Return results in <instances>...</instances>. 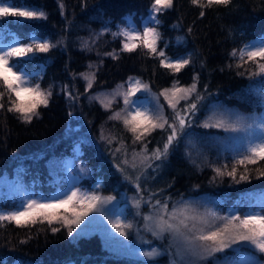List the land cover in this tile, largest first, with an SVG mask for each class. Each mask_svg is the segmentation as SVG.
<instances>
[{
	"label": "trees",
	"instance_id": "trees-1",
	"mask_svg": "<svg viewBox=\"0 0 264 264\" xmlns=\"http://www.w3.org/2000/svg\"><path fill=\"white\" fill-rule=\"evenodd\" d=\"M9 2L34 6L47 14V19L42 20L9 21L7 27L14 36L26 40L29 34H38L50 39L57 47L40 53L25 66L31 71L41 65V87L48 89L49 85L54 86L48 106L38 109V117L31 122H23L18 115L6 110L5 96V109L0 110V178H12L23 172L42 183L48 164L78 147L81 158L93 169L92 178L102 182V193L118 195L125 184L115 167L117 163L109 156L110 144L108 150L99 137L101 132L112 128L114 135L125 146L128 147L130 141L124 130L111 125V111L91 100L90 96L111 90L125 83L129 77L144 80L153 92L160 93L174 81L188 86L193 82V76H198V94L204 96V100L196 115L190 119H196L214 103L233 106L242 112L251 110V104L243 98L249 88V73L255 70V66L247 63L237 67L241 64L239 52L236 58L231 53L233 49L239 50L249 42L264 38V0H230L228 5L211 7L194 5L191 0H173L174 6L159 14L164 30L162 35L170 41L182 35L184 45L168 46L167 50L172 56L185 52L192 54L190 64L178 73L161 67L159 58L143 49L122 51L118 38L101 48L105 54L116 52L115 59L105 55L96 60V52L85 51L81 45L87 33L99 30L108 20L116 24L122 22L126 15L135 18L146 16L153 0ZM202 11L205 15L201 17ZM94 60L98 61L94 64L95 80L92 87L85 91L81 74ZM261 87L264 89V84L261 83ZM67 92L78 99H69ZM184 105L185 101L181 108ZM196 129L202 134L207 132L193 123L185 131ZM167 135V131H155L149 137L148 151L157 147L162 149ZM184 152L180 137L168 158L158 161L163 163L162 168L155 167L156 161L153 162L154 170L148 172L146 184L150 192L160 199L206 196L221 207H234L242 194L264 190V175L260 174L264 172V162L236 166L238 171L234 181L227 175L218 176L213 167H195L186 159ZM245 167L249 179L240 181L239 176L244 174ZM221 255L235 257L236 253L225 251ZM0 264L141 263L106 251L98 236L73 242L64 228L54 233L47 223L37 222L24 227L14 223L0 225Z\"/></svg>",
	"mask_w": 264,
	"mask_h": 264
},
{
	"label": "snow or ice",
	"instance_id": "snow-or-ice-1",
	"mask_svg": "<svg viewBox=\"0 0 264 264\" xmlns=\"http://www.w3.org/2000/svg\"><path fill=\"white\" fill-rule=\"evenodd\" d=\"M191 2L201 7H211L228 5L230 0H191ZM173 6V0H153L142 30L135 26H125L111 35L114 39L123 38L120 40L122 51L134 52L143 49L148 54L159 58L161 67L178 73L190 64V58L166 57L165 51L158 47L162 40L161 33L157 30V26L161 24L158 14ZM204 15L202 11L200 16ZM10 17L34 21L47 19V14L34 6L0 0V21H6ZM2 31L3 24L0 23V32ZM102 34L103 32L98 35ZM54 47H57V44L51 43L50 39L38 34H29L27 43L18 39H14L11 43L0 42V89H2L0 90V110L5 109L4 100L7 96L6 110L18 114L24 122L28 123L33 117L39 116L38 109L41 106H48L53 96L54 86L49 85L48 89H43L40 83H33L43 73H29L25 66L29 60L35 58V53H47ZM237 52H239L241 61L237 67H243L244 64L251 62L255 65V70L249 73V78L264 79V38L249 42L239 50L233 49L231 53L233 58L237 57ZM106 55H111L113 59L116 58L114 53H106ZM89 67L91 68V65ZM81 76L87 80L85 89L87 91L93 85L95 74L90 76L81 74ZM198 79V76H193V82L187 87L175 81L172 88L161 91L159 95L164 96L168 107L172 109L171 118L165 115L164 108L159 103V97H155L157 104L154 108L141 102L137 94L151 93V88L140 79L129 77L125 84L117 86L113 96L121 97L124 107L119 112H114L109 119L122 121L127 131L132 133L134 144H143L145 138L157 129L168 132L162 149L157 147L149 152L147 145L144 144L137 153L133 148V160L139 156L142 165L152 168L154 161H164L168 158L170 150L178 143L182 133L191 126L190 117L196 115L204 100V96L198 94ZM66 89L67 86H65ZM67 95L69 99H78L71 92H67ZM260 95L264 97V89L260 90ZM182 100L185 101V105L181 108L178 106ZM111 104L112 101L109 100L104 106L110 108ZM202 126L223 128L226 132H244L247 138L246 147H243L236 163L256 165L264 162V112L249 116L235 114L234 119L230 114L227 120L220 119L215 124L205 122ZM127 151V146H125V159L115 167L136 190L133 197V208L136 209L135 216L142 217L144 221V231L158 240L168 238L169 248H175L174 253L172 251L168 253L172 257L169 264H264V260L255 255L241 256L239 260L217 255L225 253L226 249H233V246H251L255 252L264 254V196L261 197L259 211L228 215H219L211 210L201 214L182 198L170 207V197L164 200L156 199L155 193H150L148 199L145 200L146 190L141 183L144 175L143 169L135 176L127 171ZM120 152L121 148L115 149V153ZM156 167L160 165L157 164ZM132 168L136 171L135 163ZM227 168V164L223 165V169ZM213 171L218 176L227 175L235 181L238 169L233 166L230 171L225 172L217 167ZM260 174L264 175V172ZM248 179V169L245 167V172L239 176V180ZM99 187V184L95 186V188ZM114 199L115 197L111 196L104 197L95 190L89 192L73 187L55 198H25L11 211L0 210V222H14L19 227L35 224L37 221H47L49 225L55 222L67 229L69 236L85 235L90 227L98 226L109 241L121 248H128L130 246L127 241L134 224L126 219L123 211L116 212L114 208L108 207ZM145 205L150 212L142 215V207ZM52 231L59 232L60 228L53 227ZM137 233H139V228H137ZM141 242L151 244V241L146 239H142ZM233 250L239 252L238 247ZM141 254L153 259L161 253L157 248H151L150 251H144Z\"/></svg>",
	"mask_w": 264,
	"mask_h": 264
},
{
	"label": "rangeland",
	"instance_id": "rangeland-1",
	"mask_svg": "<svg viewBox=\"0 0 264 264\" xmlns=\"http://www.w3.org/2000/svg\"><path fill=\"white\" fill-rule=\"evenodd\" d=\"M149 13L145 18L142 19L140 18V16L136 17L137 18L136 19L135 17H133V15H126L122 20V24L118 25L116 28H112L113 24L105 23L103 26L100 27L99 30L86 34V36L82 39V43H81L83 49L85 51L96 52L95 55L96 60L101 58V56L104 57L106 54L101 50V48L107 46L111 40L117 39V38L114 39L111 33L117 32L119 28L125 26H135L137 28H140V30H142V26L146 22ZM158 18H159V14H158ZM8 21L21 22L24 20L10 17L7 18L6 21H0V23L5 24ZM160 26L161 24L157 26V30L161 33ZM105 29H107V31H104ZM101 32H103V34L98 35ZM6 34H7L6 27L3 25V31L0 32V42L11 43L14 40V38L8 39L7 42H5V39H2V35H6ZM118 39L121 40L123 38L121 37ZM183 40L184 37L182 35L176 36L173 39V41H170L169 39H165L162 36V40L159 42L158 47L165 51L166 57H171L173 59H178L183 57V58H190L191 60L192 54L190 52H185L181 55H177L176 57H174L170 55V53L167 50L168 46L180 47L184 45ZM39 54L40 53H35V57H37V55ZM114 55L116 56V52H114ZM96 60L92 61L87 65L88 67L83 72L84 75L90 76L95 72L94 64L98 62ZM89 65H91V68L89 67ZM247 65H252V63ZM25 69L29 73H42V68H40L39 71L38 70L30 71L26 67ZM40 77L41 76H38L37 79L33 81V83H37V82L39 83ZM258 78L260 77L249 78V81L251 82V86L248 88V90H245L246 95L243 98L247 104L248 103L251 104L250 111L242 112L241 110L233 106H229L223 103H214L207 106L204 112L200 116L196 117V119L195 118L191 119L192 123L195 124L197 128H200L201 130H205V129L207 130L206 134H202L201 132L197 131L199 129L193 131L186 130L181 135L183 149L185 150L184 152L185 157L195 167L197 168H202L205 166L213 167V168L219 167L222 168V170H224L223 165L227 164L228 165L227 171H230L231 167L239 165L236 163V161L240 158V153L243 151V147H246L247 138L245 133L242 131L226 132L224 131L223 128H215V127L205 128L202 125L205 122L209 124H215L220 119L227 120L230 114L234 119L235 114H239L242 116H249V115H259L260 113L264 112V101H262V97L260 95L261 79ZM135 79H139V78H135ZM254 80L255 82H252ZM141 81L145 84H148L144 80ZM83 82L85 86H87V80L83 78ZM174 82L167 89L172 88ZM114 90H117V86L111 90H105V91H100L98 93H93L90 96L91 100L96 101L99 105H101L104 108H106L104 105L108 104V101L111 100L112 104L110 108H106L111 111L110 116H112L114 112H119L124 107L123 99L118 96L116 97L113 96ZM160 93H155L151 90V93H138L137 95L140 97L141 102L148 104L153 108L157 104L155 97H159V103L163 106L165 115L171 118L173 116L172 109L168 107V104L165 101L164 96H160L159 95ZM169 95L171 96V94ZM182 102L184 101L182 100L178 107H181ZM6 105L8 107L7 97H6ZM258 107L260 108L259 110L257 109ZM109 120L111 122V125L118 126L122 130H124V133L128 136V140L130 141V143L129 146L127 147L128 150L127 151L128 165L126 166L127 171L132 173L133 176H135L136 174L139 173L141 169H143L144 175L141 179V183L143 188L146 190L144 193V197L145 200H147L150 192L148 189V185L146 184L148 183L146 180H147L148 172L154 170V164L152 168H147L146 165L141 164V160L139 156H137L136 159L133 160L132 150L133 148H135V151L139 153L140 149L144 146V144H146L148 148L149 137L155 131L160 129L153 131L149 136H147L143 144H134L132 133L127 131L122 121L112 120V119ZM233 137L237 139H231ZM99 141L101 142L104 141L105 142V143L103 142L104 147L108 148V150L110 144L111 146L110 147L111 150L109 151L110 158H112L117 164L122 163V161L125 159V152H124L125 145L123 142L121 143L118 136L114 135L112 128H109L105 132H101ZM118 147L121 148V152L115 153V149ZM133 163H135L136 165V171H133L132 168ZM157 164L160 165V162L156 161L155 167ZM81 169H83V171H81ZM46 171H47L46 183L48 187L47 190H41L39 188V184L35 181V179H33L29 175H25V173L23 172H18L12 178L9 177L0 178V210L11 211L14 208H16L18 205H20L25 198H32V199L55 198L61 196L63 193L69 191L73 187H78L81 188L82 190H87L89 192L95 190L104 197H109V196L115 197L112 204L108 205V207L114 208L116 212L123 211L126 216V219L128 221L133 222L134 224L133 231L129 237V240L127 241L130 247L121 248L118 245L112 243L106 238V236L98 226L90 227L85 235H80V236H76L75 234L73 236L68 235L69 239L73 242H76L80 238H89L91 236H98L102 242L103 248L114 255L131 258L140 262L141 264H169V261L172 257L169 256L168 253L169 251H172L174 253L175 248L174 247H172L171 249L169 248L168 238H165L164 240H158L152 237L150 233L144 231V221L142 220V217L135 216L136 209L133 208V197L136 194V190L132 184L128 183L123 178L120 172L119 174L121 175L122 182L125 185L118 192V195L112 196V195H105L102 193L101 191L102 183L100 181L95 182L93 185H91L92 182L88 183L89 180H91L90 178L93 170L89 167V165L85 161H82V159L80 158L79 148H74L72 150L71 155L67 157H63L61 159H57L54 162L49 163ZM97 184L100 185L99 188H95ZM41 186L46 187L42 183L40 184V187ZM43 187L41 188L43 189ZM262 196H264V190L242 194L240 196L239 202L235 207H231V206L221 207L214 200L207 197H198L193 199L182 198V199L184 202L190 203L201 214H203L208 210H211L217 212L219 215H228L232 213L243 214L249 211H259L260 210L259 204ZM156 199H160V198L156 196ZM160 200H164V199H160ZM180 200L181 198L170 200V207L171 205L176 204ZM149 212L150 209L146 205L142 207V215L148 214ZM37 222H41V221H37ZM5 223H14V222L4 221V222H0V225H3ZM42 223H47V221H43ZM49 226L52 228L53 227L60 229L64 228L62 225L57 224L55 222ZM137 228H139V233H137ZM65 230L67 231V229ZM118 239L122 240L123 238H118ZM142 239L150 240L151 244L142 243L141 242ZM237 247L239 248V252L233 250ZM151 248H157L158 252H160L161 254L153 259L144 257L141 254L144 251H150ZM233 249L225 250L227 251V253L228 251H232L236 253V256L234 258H230L232 260H239L241 256H249V255H255L257 258L264 260V254L255 252V250L251 248V246H233ZM217 255L222 256L221 254H217ZM227 258H229V255L227 256Z\"/></svg>",
	"mask_w": 264,
	"mask_h": 264
}]
</instances>
